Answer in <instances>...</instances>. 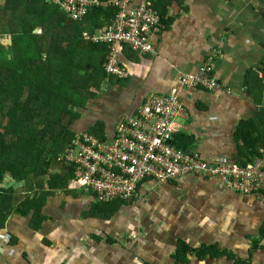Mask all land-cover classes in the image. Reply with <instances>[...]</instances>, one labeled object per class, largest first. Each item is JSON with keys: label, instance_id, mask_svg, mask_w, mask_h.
<instances>
[{"label": "crops", "instance_id": "obj_1", "mask_svg": "<svg viewBox=\"0 0 264 264\" xmlns=\"http://www.w3.org/2000/svg\"><path fill=\"white\" fill-rule=\"evenodd\" d=\"M154 1L164 13L153 52L124 45L128 75L104 82L78 110L73 132L101 122L113 137L117 122L148 93L174 92L186 111L175 145L206 162L251 159L264 148V0ZM207 61L230 93L181 84L180 74ZM240 124L248 146L236 138ZM46 191L40 216L15 207L0 221V264H264V192L242 195L194 175L146 181L138 197L106 216L92 211L95 201L82 191ZM180 242L216 246L221 255L179 260Z\"/></svg>", "mask_w": 264, "mask_h": 264}, {"label": "trees", "instance_id": "obj_2", "mask_svg": "<svg viewBox=\"0 0 264 264\" xmlns=\"http://www.w3.org/2000/svg\"><path fill=\"white\" fill-rule=\"evenodd\" d=\"M153 6L162 16L163 7L155 1ZM116 11L92 7L81 19L73 20L46 0L0 4V127H4L0 131V184L7 175L21 183L20 192L15 187L0 188V221L15 207L25 215L40 216L50 192L46 189H66L71 171L57 156L76 133L72 125L80 117L78 110L104 89L105 81L122 78L105 70L107 46L83 39L81 32L110 24ZM38 27L40 33L35 32ZM7 35L11 42L5 45L2 39ZM243 125L235 135L249 144ZM101 126L97 122L86 132L106 140ZM124 203L128 202L94 203L92 211L109 216ZM188 254L221 255L216 246L194 249L180 242L177 257L180 260Z\"/></svg>", "mask_w": 264, "mask_h": 264}, {"label": "built area", "instance_id": "obj_3", "mask_svg": "<svg viewBox=\"0 0 264 264\" xmlns=\"http://www.w3.org/2000/svg\"><path fill=\"white\" fill-rule=\"evenodd\" d=\"M50 1L73 20L81 19L92 7L117 9L110 24L81 32L83 39L107 46L104 66L110 74L128 75L120 60L124 45L139 54L153 52L152 40L161 30L154 0ZM179 80L184 87L231 92L214 75L209 61L191 73L180 74ZM184 115L185 107L176 93L150 92L134 113L117 122L113 137L101 140L86 131L75 133L57 156L71 171L66 189L89 194L95 203L129 202L138 197L146 181L164 184L194 175L216 178L220 189L242 195L264 192V148L244 163L228 159L206 162L198 153L174 143L178 119Z\"/></svg>", "mask_w": 264, "mask_h": 264}, {"label": "water", "instance_id": "obj_4", "mask_svg": "<svg viewBox=\"0 0 264 264\" xmlns=\"http://www.w3.org/2000/svg\"><path fill=\"white\" fill-rule=\"evenodd\" d=\"M10 42L9 40H7ZM18 183L15 179L7 175L5 179L3 180V183L0 184V188H11V187H16Z\"/></svg>", "mask_w": 264, "mask_h": 264}, {"label": "rangeland", "instance_id": "obj_5", "mask_svg": "<svg viewBox=\"0 0 264 264\" xmlns=\"http://www.w3.org/2000/svg\"><path fill=\"white\" fill-rule=\"evenodd\" d=\"M36 32L37 33H40L41 32V28L39 27V28H37L36 29ZM7 39H8V37H6V38H3L2 39V42L5 44V45H7L8 43H10V42H8L7 41ZM73 129V128H72ZM4 131V127H0V131ZM55 171V170H54ZM53 170H52V172H54ZM21 184V183H20ZM20 184H18L16 187H17V189H20L19 187H20ZM133 200H131V202H132ZM129 203V202H128Z\"/></svg>", "mask_w": 264, "mask_h": 264}, {"label": "clouds", "instance_id": "obj_6", "mask_svg": "<svg viewBox=\"0 0 264 264\" xmlns=\"http://www.w3.org/2000/svg\"><path fill=\"white\" fill-rule=\"evenodd\" d=\"M185 150V149H184Z\"/></svg>", "mask_w": 264, "mask_h": 264}]
</instances>
